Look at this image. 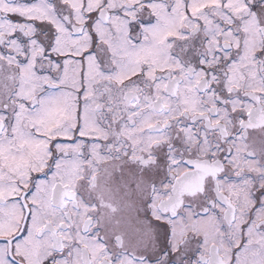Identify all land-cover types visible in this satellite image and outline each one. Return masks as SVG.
Instances as JSON below:
<instances>
[{
	"label": "snow or ice",
	"instance_id": "obj_1",
	"mask_svg": "<svg viewBox=\"0 0 264 264\" xmlns=\"http://www.w3.org/2000/svg\"><path fill=\"white\" fill-rule=\"evenodd\" d=\"M0 264H264V0H0Z\"/></svg>",
	"mask_w": 264,
	"mask_h": 264
}]
</instances>
